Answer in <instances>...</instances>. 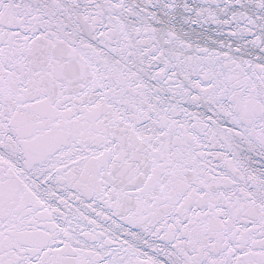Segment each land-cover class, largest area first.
I'll list each match as a JSON object with an SVG mask.
<instances>
[{
	"label": "snow or ice",
	"instance_id": "obj_1",
	"mask_svg": "<svg viewBox=\"0 0 264 264\" xmlns=\"http://www.w3.org/2000/svg\"><path fill=\"white\" fill-rule=\"evenodd\" d=\"M0 264H264V0H0Z\"/></svg>",
	"mask_w": 264,
	"mask_h": 264
}]
</instances>
